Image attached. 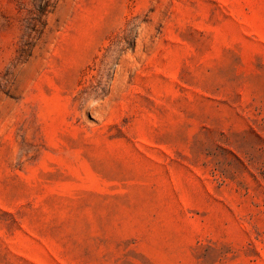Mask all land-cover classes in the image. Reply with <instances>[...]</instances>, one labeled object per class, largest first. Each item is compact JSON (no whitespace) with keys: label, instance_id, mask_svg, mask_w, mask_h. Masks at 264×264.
I'll return each mask as SVG.
<instances>
[{"label":"rangeland","instance_id":"374dc122","mask_svg":"<svg viewBox=\"0 0 264 264\" xmlns=\"http://www.w3.org/2000/svg\"><path fill=\"white\" fill-rule=\"evenodd\" d=\"M0 264H264V0H0Z\"/></svg>","mask_w":264,"mask_h":264}]
</instances>
